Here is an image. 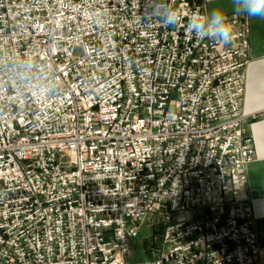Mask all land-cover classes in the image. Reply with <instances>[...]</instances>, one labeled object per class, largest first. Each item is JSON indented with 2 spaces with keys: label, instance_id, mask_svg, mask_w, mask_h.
<instances>
[{
  "label": "built area",
  "instance_id": "2783aa9c",
  "mask_svg": "<svg viewBox=\"0 0 264 264\" xmlns=\"http://www.w3.org/2000/svg\"><path fill=\"white\" fill-rule=\"evenodd\" d=\"M149 12L0 0V264H128L153 216L162 245L139 264H260L246 19L220 46Z\"/></svg>",
  "mask_w": 264,
  "mask_h": 264
},
{
  "label": "crops",
  "instance_id": "0c3cea01",
  "mask_svg": "<svg viewBox=\"0 0 264 264\" xmlns=\"http://www.w3.org/2000/svg\"><path fill=\"white\" fill-rule=\"evenodd\" d=\"M224 3L225 0H201L200 5L206 12L211 6ZM229 15L234 16L230 12ZM245 19L250 29V52L254 62L247 69L243 109L247 115H253L264 110V21ZM250 125L256 156L255 162L248 170V181L240 188V194L254 217L261 249L260 264H264V121L257 120Z\"/></svg>",
  "mask_w": 264,
  "mask_h": 264
},
{
  "label": "clouds",
  "instance_id": "9594fccd",
  "mask_svg": "<svg viewBox=\"0 0 264 264\" xmlns=\"http://www.w3.org/2000/svg\"><path fill=\"white\" fill-rule=\"evenodd\" d=\"M149 5V16L161 27L170 29L184 23L187 34L196 40L207 39L220 46L230 45L233 39L229 12L252 21H264V0H225L206 12L194 11L187 16L170 6L169 0H149Z\"/></svg>",
  "mask_w": 264,
  "mask_h": 264
},
{
  "label": "rangeland",
  "instance_id": "374dc122",
  "mask_svg": "<svg viewBox=\"0 0 264 264\" xmlns=\"http://www.w3.org/2000/svg\"><path fill=\"white\" fill-rule=\"evenodd\" d=\"M158 217L153 216L148 226H144L140 237L135 241L132 256L128 259V264H139L154 259L153 254H148L152 247L159 248L162 245L164 226Z\"/></svg>",
  "mask_w": 264,
  "mask_h": 264
}]
</instances>
